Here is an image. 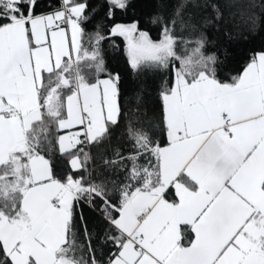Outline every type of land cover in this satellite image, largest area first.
Wrapping results in <instances>:
<instances>
[{"label": "snow or ice", "instance_id": "obj_1", "mask_svg": "<svg viewBox=\"0 0 264 264\" xmlns=\"http://www.w3.org/2000/svg\"><path fill=\"white\" fill-rule=\"evenodd\" d=\"M57 2L0 0V264H264V49L222 80L199 31L221 21L215 3L199 24L184 3L154 15V38L118 21L133 0H102L92 32L87 0ZM116 38L134 71L171 76L166 143L129 123L130 150L104 161L119 182L90 168L122 118L121 77L102 55ZM82 204L99 208L102 229Z\"/></svg>", "mask_w": 264, "mask_h": 264}, {"label": "trees", "instance_id": "obj_2", "mask_svg": "<svg viewBox=\"0 0 264 264\" xmlns=\"http://www.w3.org/2000/svg\"><path fill=\"white\" fill-rule=\"evenodd\" d=\"M51 2L58 6L57 0ZM87 3L97 12L96 21L86 27V32H92L95 30V23L100 22L103 17L102 0H87ZM181 3L186 5L184 19L187 20L191 16L192 23L197 24L203 17L215 15L208 4L215 3L220 7L221 21L199 28L207 37V51L214 52L218 57L217 74L220 79L236 75L249 61L253 52L264 49V0H133V7L126 14L118 15L117 19L123 23H130L133 19L139 20L142 29L148 30L155 38L159 34V26L151 23L152 17L162 15L170 18ZM181 34L189 35L188 29L185 28ZM198 34L199 32L192 33V37L195 38ZM102 55L108 71L119 73L121 77L122 118L110 139L91 149L93 159L90 161V168L94 176L99 174L98 178L119 182V176L104 161L116 159L117 149L123 153L130 150L131 141L126 132L129 123L134 128L152 127L157 133L156 138L162 144L166 143V137L159 134L158 127L162 118L160 90L163 81L170 80L171 76L163 70L153 68L134 71L130 66L123 38H116L115 43L112 40L105 42ZM51 158L54 162L60 161L58 153H54ZM58 171L61 174L67 171L62 162L59 163ZM80 210L90 225L103 228L98 207L82 204Z\"/></svg>", "mask_w": 264, "mask_h": 264}]
</instances>
